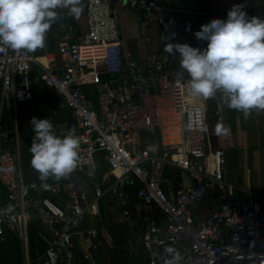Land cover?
<instances>
[{
  "label": "built area",
  "instance_id": "1",
  "mask_svg": "<svg viewBox=\"0 0 264 264\" xmlns=\"http://www.w3.org/2000/svg\"><path fill=\"white\" fill-rule=\"evenodd\" d=\"M114 5L124 13L140 7L162 30H181L183 44L207 46L195 38L190 15L160 0H84L79 6L87 32L76 35L61 23L55 53L47 42L41 51L0 52V238L10 232L28 242L31 225L41 223L51 237L44 264L71 263L85 215L98 213L99 200L110 195L126 218L141 221L150 264H165L167 247L181 253L180 264H264V195L221 201L202 215L208 190L227 186L226 153L209 150L206 109L190 99L188 74L180 66L170 70L167 53L135 60L125 52ZM242 11L253 17V0H243ZM207 16L227 19L222 13ZM42 52L50 54L43 59ZM36 79L68 107L61 134L71 130L79 139L73 172L96 166L101 155L114 176L105 190L95 187L91 202L55 178L43 189L18 168L19 129L5 125L3 111L32 101ZM165 166L175 178L162 175ZM9 205L12 210L4 212Z\"/></svg>",
  "mask_w": 264,
  "mask_h": 264
},
{
  "label": "crops",
  "instance_id": "2",
  "mask_svg": "<svg viewBox=\"0 0 264 264\" xmlns=\"http://www.w3.org/2000/svg\"><path fill=\"white\" fill-rule=\"evenodd\" d=\"M83 1L80 0V4ZM160 1L190 15L196 32L202 25L210 22L208 14H227L234 5L242 6L243 2V0ZM112 9L122 37L123 48L135 60H144L154 52L167 53L164 47L168 40L171 43L183 44L181 30H162L157 22L145 18L140 7L132 8L129 13H124V9L119 5H114ZM62 12L55 22V27L53 25L46 33L45 42L50 45V53H55L56 43L63 35L61 23L73 26L76 35L87 32L83 11L79 18L68 16L67 10ZM253 17L264 20V0H253ZM43 53L38 55L43 59L50 54ZM178 67L179 57H170L168 68L173 70ZM189 97L206 109L209 150L223 149L226 153L224 178L227 186L222 190H208L201 207L202 215H209L221 201L232 203L245 200L250 193L264 195V110H253L245 118L242 112L229 109L219 94L210 98L193 97L190 94ZM3 114L8 128L19 129L18 168L26 180L39 179V173L30 165L32 155L29 149L34 133L29 121L33 117L50 119L57 134L62 137V127L69 121L66 103L36 79L32 101L5 108ZM162 175L176 177V173L166 166L162 170ZM60 180L77 192L85 193L91 202L96 186L101 185L105 190L115 179L107 161L99 155L96 166L88 167L81 172H72ZM185 181L187 184H193L187 178ZM92 232H95L94 236ZM50 240L49 233L41 223L31 225L28 242L21 241L15 234L8 232L0 238V264H44L45 251ZM73 241L75 253L73 261L60 264H84L83 257L86 255L93 264L90 259L93 248L100 253L102 264H150V258L143 245L141 221L134 215L126 218L120 203L110 195H105L99 200L98 213L92 211L85 215ZM158 264L163 263L158 260Z\"/></svg>",
  "mask_w": 264,
  "mask_h": 264
},
{
  "label": "clouds",
  "instance_id": "3",
  "mask_svg": "<svg viewBox=\"0 0 264 264\" xmlns=\"http://www.w3.org/2000/svg\"><path fill=\"white\" fill-rule=\"evenodd\" d=\"M80 0H0V52L35 51L45 45L46 33L59 18L58 10L79 18ZM206 48L165 43L170 57H179L180 68L188 74L189 94L210 98L220 95L223 103L247 118L253 110H264V20L249 18L242 6L234 5L227 19H213L195 34ZM34 133L29 149L31 167L39 173L41 187L49 178H66L78 166L79 139L69 130L61 137L50 119L29 121ZM5 171H11L7 169ZM12 210L9 205L4 212ZM165 264H180L181 253L164 249Z\"/></svg>",
  "mask_w": 264,
  "mask_h": 264
},
{
  "label": "water",
  "instance_id": "4",
  "mask_svg": "<svg viewBox=\"0 0 264 264\" xmlns=\"http://www.w3.org/2000/svg\"><path fill=\"white\" fill-rule=\"evenodd\" d=\"M90 259L92 260L93 264H102L100 253L95 248L91 249ZM83 261L84 264H91L87 256L83 257Z\"/></svg>",
  "mask_w": 264,
  "mask_h": 264
},
{
  "label": "rangeland",
  "instance_id": "5",
  "mask_svg": "<svg viewBox=\"0 0 264 264\" xmlns=\"http://www.w3.org/2000/svg\"><path fill=\"white\" fill-rule=\"evenodd\" d=\"M58 13H59V18H60L61 14H62L63 12H62V10H58ZM61 104L63 105L64 103L62 102ZM183 175H184L185 178H187V179L189 178L187 174H184V173H183ZM44 260H45V259H44Z\"/></svg>",
  "mask_w": 264,
  "mask_h": 264
},
{
  "label": "trees",
  "instance_id": "6",
  "mask_svg": "<svg viewBox=\"0 0 264 264\" xmlns=\"http://www.w3.org/2000/svg\"><path fill=\"white\" fill-rule=\"evenodd\" d=\"M53 25H54V27H55V23H53L52 25H51V27H53ZM51 29V28H50ZM37 76V73H35V77Z\"/></svg>",
  "mask_w": 264,
  "mask_h": 264
}]
</instances>
